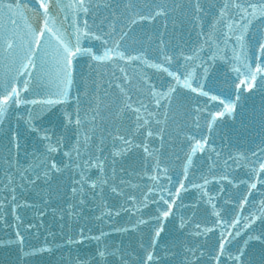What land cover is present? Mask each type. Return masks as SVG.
Instances as JSON below:
<instances>
[{"label": "snow or ice", "instance_id": "6c2138e0", "mask_svg": "<svg viewBox=\"0 0 264 264\" xmlns=\"http://www.w3.org/2000/svg\"><path fill=\"white\" fill-rule=\"evenodd\" d=\"M150 2L156 6L145 13L137 10L139 0H0V58L11 60L17 66L18 76L26 77L22 81L23 87L13 85L10 90L5 88L4 93L0 94V129L8 124L7 138L0 136V190H3L0 210L6 207L11 210L14 219L11 226L15 229V240L0 241V247L15 246L18 250L17 264H30L32 258L43 260L44 254L52 251L47 243L34 248L25 245L24 232L38 226L28 224L25 227L20 222L17 209L31 205L21 201L19 195L35 189L41 182L50 183L65 172L69 173L73 200L66 209L69 217L77 214L78 206H87L89 200L94 203L100 201L98 207H102V210L98 220L111 219L123 211L140 214L131 229L113 227L111 232L101 230L99 235L94 236L81 229L78 238L69 239L70 244L97 242L94 264H108L109 257H116L119 264H128L127 253L119 248L111 250L106 241L101 246V242L112 233L134 231L142 225L149 228L147 243L143 239L139 242V248L143 251L142 264H160L163 259L168 260L169 264H176L177 260L178 264H264V199L255 204L248 199L254 192L260 191L258 185L264 186V149L259 153L253 152L251 157H237L230 152L223 157L222 150L210 145L208 137L186 134L181 141L183 157L177 156L183 165L182 178L177 179L174 186L169 168L158 158L161 149L171 142L168 123L173 117L170 107L179 89H189L211 101L218 100L223 105V110L217 112L209 122V133L214 131L216 121L235 113L241 100V90L252 92L256 88L264 89V33L260 30V26L264 25V0H221V6L212 13L213 19L207 29L202 22L209 16L210 10L201 0H188L192 5L189 23L198 36V47H192L187 54L179 44L174 50L172 40L182 37L176 35L178 29L174 26L173 36L166 40L168 25L165 23L156 42L159 55L155 58L147 55L143 48L130 51L126 46L132 39L135 26L159 21L160 18L167 20L176 12L183 16L184 9L180 0H172L174 6L171 8L166 3H157V0ZM33 3L38 7L30 9L28 6ZM29 11L34 12L39 26H27L21 36L19 21ZM179 31H182V25ZM30 36L33 39H28ZM84 40L98 41L103 54L99 50L93 51L91 47H82ZM24 41L27 42L26 48ZM253 41L255 63H250L247 51ZM229 43L233 44L232 59L239 61L240 66L232 65L231 71L238 77L237 93L234 100L226 102L206 91L203 83L220 57L214 54L204 60L200 58V52L205 45L222 52L221 45L227 48ZM39 49H44V53L40 54ZM49 55L54 65H50L46 59ZM85 56L92 62L90 67L112 71L110 74L98 73L99 78L93 81V87L87 93V110L83 114L79 110L74 114L65 113V128L72 129L74 139L69 150L63 151L66 159L57 163L53 155L64 149L63 137H57L53 142L50 130L35 124V120L41 118L42 110L34 106L46 105L50 111L57 103L67 101V90L58 89L54 99H29L24 93L31 87L32 92L38 94L40 73L50 71L53 66L57 75L67 79L70 85L74 59ZM38 63L39 71L34 74ZM193 64L199 69L200 82L196 86L191 83L195 70ZM133 65H143L165 74L170 78L167 90L158 91L150 79L142 78L138 84L128 71ZM28 105L33 107H26ZM13 106L25 107L27 117H21L25 128L29 133H35L44 145V151L39 155L26 152L18 129L6 120V114ZM83 116H90V119ZM195 124L199 127L198 121ZM176 138L179 139V133ZM22 151L26 158L30 156L33 161L28 166L20 159ZM133 153H142L141 170L136 174L140 180L148 181L139 197L131 192L125 194V188L141 189L140 184H133L123 176L119 183L111 179L117 174V164L121 165L120 172L125 171L123 164ZM205 153L209 156L215 153L217 160L213 163H219L222 159L226 167L251 166L248 180L241 181L247 183L249 190L230 219L217 207V195L209 192L207 186L213 181L219 184L223 180L233 183L232 180L226 175L210 179L207 174L200 176L202 183L189 179V170L196 167L197 154L202 157ZM93 172L96 173L95 178ZM190 189H199V202L192 206L193 209H198L199 204L203 203L210 206L209 214L214 217L209 223L197 222L191 228L190 218L181 216L177 221L174 212V208L179 207L177 201H182L183 193ZM261 195L264 196V193ZM109 197L124 199L119 208H109L106 203ZM246 204L249 209L245 213ZM152 206H155L154 213L145 217L144 210ZM43 214L40 213L41 216ZM170 218L181 235L187 231V236L195 238L197 242L173 243L160 255L156 249L165 231V223ZM2 220L3 212L0 211V222ZM210 234H214L215 238ZM201 239L203 243L199 242Z\"/></svg>", "mask_w": 264, "mask_h": 264}, {"label": "water", "instance_id": "95a60500", "mask_svg": "<svg viewBox=\"0 0 264 264\" xmlns=\"http://www.w3.org/2000/svg\"><path fill=\"white\" fill-rule=\"evenodd\" d=\"M166 3L169 8L173 7L172 0H157V3ZM184 9V15L181 16L179 12L173 13L167 20L160 18L159 21H152L151 23L143 22L138 24L134 28L132 39L127 42V47L131 51L133 49L139 50L141 48L146 50V54L151 57H157L159 55L156 47V42L159 38V33L163 31V25H168L165 39L168 40L173 36V27L175 26L178 31L177 36L181 39H173L172 47L176 50V46L179 44L182 46L183 51L187 54L192 47H198L196 43L198 36L196 31L192 30V26L189 23L191 15L192 5L188 3V0H180ZM210 10V14L202 22L207 29L209 22L213 19L212 13H214L220 6L221 0H201ZM156 5L152 4L150 0H139L137 4V10H143L145 13ZM30 9L38 7V5L29 4ZM123 5H121V8ZM6 21V17H5ZM182 25V31H179ZM27 26L38 27L39 21L35 17L34 12L29 11L26 13L24 19H20L18 30L20 35H24V31ZM260 30L264 33V25L260 26ZM191 33V34H190ZM190 34V35H189ZM256 32L253 31V35ZM33 39V37H28ZM184 41L188 43L185 44ZM25 48L27 42L24 41ZM82 47H91L93 51L99 50L100 54H103V48L98 41H82ZM233 44L229 43L227 48L221 45L222 52H217L215 47L209 48L205 45L204 50L200 52V58L207 60L210 55H217L218 58L215 62V67L207 80L203 81L205 90L210 91L212 95H216L226 102L234 100L238 83L237 74L231 71L232 65L240 66L239 61L232 59ZM40 54L44 53V49L37 50ZM51 51V50H49ZM178 54V50H177ZM22 55V53H21ZM248 60L250 63H255V47L254 41L248 46ZM49 60L50 65H54L52 56L46 57ZM243 59V56H241ZM199 61H196L198 63ZM92 62L88 57H80L74 59L73 66L70 70V79L72 83L69 85L67 79H62L56 73V70L51 67L50 71L41 72V81L37 88V93L32 92V88L29 87V91L24 93L29 99H48L56 98L57 90H67L68 99L65 103H57L51 110H48L46 105H35L36 109L42 110L41 118L35 120V124L43 129L50 130V134L53 136V142L57 137H63L64 149L57 154L53 155V159L57 163L63 162L66 158L63 156V151L69 150L72 141L74 139L71 128H65V113L74 114L76 111H81L83 114L87 110V93L91 91L93 87V81L97 80L99 72L111 73L112 69L108 68H92L89 65ZM16 65H13L11 60H5L0 58V94L4 93L5 88H10L15 85L18 88L23 87L22 81L26 78L24 76H18L16 71ZM192 80L193 86L199 81V69L195 68L193 64ZM39 71V63L34 74ZM129 74L136 78L139 84L143 79H150L152 83L156 85L157 90H167L170 78L163 73H158L154 69L145 68L143 65H133L129 68ZM147 74V76H145ZM242 78V77H241ZM80 100L77 101V97ZM79 103V109L77 108ZM26 107H33L28 105ZM223 110L218 100L211 101L207 97L198 95L191 92L189 89L181 88L178 93L175 94V99L170 107V115L173 117L168 123V130L172 134L170 137V143L166 144L161 149L159 160L163 165L169 168V174L172 177L173 186L177 179L182 178L183 165L181 160L177 159V156L183 157L181 152V141L186 134H196L199 136L208 137L210 145L217 150H222V156L227 157L230 152L233 156L251 157L253 152L259 153L261 149H264V89L256 88L252 92L241 90V100L237 105L235 113L232 116L226 115L222 120L216 121L213 125L214 131L209 133L208 125L212 117L219 111ZM21 117H27L25 107L17 108L15 106L10 107L6 114V120L10 122L11 126L17 128L19 134L22 137V143L27 153L31 154L36 152L38 155L44 151V145L37 138L35 133H29L24 125ZM84 119H90V116H83ZM199 122V127H196L195 122ZM8 124L6 123L4 129H0V136L7 138ZM179 133V139L176 138ZM225 137L227 138V144H225ZM139 139V137H138ZM109 147H111L110 141ZM157 146L159 142L157 141ZM20 159L25 166H28L33 161L30 156L25 157L24 151L21 152ZM142 153H133L124 162L123 167L125 171L120 172V164L116 165L118 169L116 176L111 177L116 183H119L120 177L123 176L126 180H131L133 184H140L141 189H135L126 187L125 194L131 192L137 197L140 196V192L144 185L148 182L140 180L136 174L141 170ZM217 157L215 153L197 154L195 169L189 170V179L195 182H201L200 176L207 174L210 179L213 177L219 179L221 176H227L233 183H228L227 180L221 181L217 184L215 181L207 186L209 192L217 195V207L222 211V214L226 218H231L235 215L236 210L243 200V197L248 192L247 183H241V181L248 180V172L250 165L242 164L240 167H226L223 164V160L220 159L219 163H213ZM6 168L7 165L5 164ZM151 164H149V169ZM211 170V171H210ZM129 172L132 174L129 175ZM95 178L96 173L93 172ZM187 183V181H185ZM70 180L69 173L65 172L63 175L57 176L50 183L41 182L35 189H29L23 194L19 195L21 201H27L30 207H21L17 209V213L21 217V223L26 227L28 224H36L38 227L33 228L30 231L24 232L25 245L29 248L39 247L47 243L52 251L45 253L43 260L39 258H32L30 264H94L93 257L97 250V242L86 241L83 244L68 243L69 239L78 238V234L83 229L89 235H99L100 231L111 232L113 227H129L132 228L136 224L137 218L140 215H132L127 211L121 212V215L115 216L111 219L105 218L104 220H98L102 207H98L100 201L95 203L89 200L87 206H78L77 214L69 217L66 209L68 205L73 203L70 193ZM259 192H254L248 197L250 203H257L264 196V186L258 185ZM3 190H0V194ZM124 197L107 198L106 203L109 208H119L123 202ZM227 201V203H225ZM199 202V189H190L188 192L183 193L182 201H177L178 208H174L176 213L175 219L178 221L181 216L191 219L189 227H194L195 223H209L214 217L209 214L210 206L203 203L199 204V208L194 210L193 205ZM249 209V205H244V212ZM155 206L144 210V216L154 213ZM3 212V220L0 222V241L15 240V229L11 226L14 222L11 210L5 208L0 210ZM40 213H44L42 216ZM61 217H63L61 219ZM42 223V226H40ZM148 226H140L136 230H130L126 233H112L107 237H104L103 241H106L111 250L119 248L123 252L127 253L128 264H142L141 257L143 251L139 248V242L141 239L147 243ZM51 233L52 235H49ZM213 239L214 234H210ZM196 243V239L187 236V231L181 235V233L174 227L173 219L170 218L165 223V231L161 234V238L156 249L157 254L162 255L164 250L173 243ZM203 243L201 239L199 241ZM17 248L15 246L0 247V264H17ZM108 264H119V260L116 257H109ZM160 264H169L168 260L163 259ZM178 264V260L176 262Z\"/></svg>", "mask_w": 264, "mask_h": 264}]
</instances>
